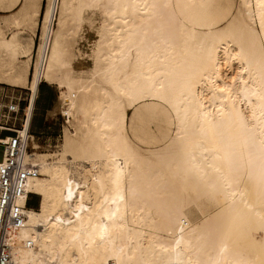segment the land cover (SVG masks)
I'll list each match as a JSON object with an SVG mask.
<instances>
[{
    "label": "bare ground",
    "instance_id": "1",
    "mask_svg": "<svg viewBox=\"0 0 264 264\" xmlns=\"http://www.w3.org/2000/svg\"><path fill=\"white\" fill-rule=\"evenodd\" d=\"M82 2L88 9L103 5L47 6L23 133L43 81L66 88L52 114L69 120L78 119V109L92 114L85 126L68 129L56 157L26 155L39 172L28 178L27 191L40 200L26 206L11 264H264V0H240L235 16L229 9L210 18L175 0H109L102 7L115 14V43L103 46L105 20L90 26L98 36L87 77L74 66L85 52L67 54V24L87 23ZM234 61L239 66L229 75L225 65ZM15 68L0 66V76L15 82L9 78L13 72L19 78ZM87 79L96 83L101 106L84 102L94 94ZM156 103L173 128L152 127L146 140L145 122L136 124V117ZM113 122L128 130L136 124L138 132L124 141L109 131ZM174 172L180 183L173 184ZM184 186L193 193L179 191ZM189 205L200 211L197 221Z\"/></svg>",
    "mask_w": 264,
    "mask_h": 264
},
{
    "label": "rangeland",
    "instance_id": "2",
    "mask_svg": "<svg viewBox=\"0 0 264 264\" xmlns=\"http://www.w3.org/2000/svg\"><path fill=\"white\" fill-rule=\"evenodd\" d=\"M196 1H198L199 6L197 5ZM49 2L50 0H0V66L4 68H9L12 65H16V74H19V78L17 76H14V72L13 74H11L12 76H9V78L13 79L15 82H11L5 77L0 76V94L3 91V93L8 94V99L12 95L17 98H20L21 108H24L28 104L30 97L32 96L30 83L32 80L33 71L35 72L34 65L37 57V50L39 51L40 47L39 42L41 43L43 37H41L40 41L41 32L43 35L44 31L45 11ZM239 2L240 0H175V3L179 5V7L185 6L187 10H191V12H193L194 16L202 15L205 18L219 16L223 13H226L229 9L233 10V12H231L232 10H230L231 15H236V7L238 6ZM82 3V7L84 9L82 10L84 13V17L86 16L85 18L87 19V23L84 26L85 29L83 27L77 28L76 23L74 22H69L67 24V54H79V49L81 50V52H85V54L80 55L81 61L74 63V66L77 70L81 69L80 71H78L79 75L83 76L84 74H86L84 76L87 77L88 69L93 64V58L90 55V52L92 46L95 45L94 42H96L95 40L98 36L96 35L97 32L95 33V31H93L90 26L93 25L94 27L96 26V28H99L105 20L109 29L105 30L108 35V39L103 43V46L104 48L106 47V49H110L115 43L113 30L115 29V14H105L103 10L102 6L108 5L109 0H102L103 5L99 3L97 4V7L95 5V8L92 6L90 9H88L84 5V2ZM57 9H59L58 5ZM122 12L126 14L129 12V10L127 8H123ZM57 19L58 11L56 15L55 24H53V33L58 28ZM230 64L225 65V69L228 70L227 73H229V75L233 73L234 70L236 71L239 66L236 61ZM156 65H158V62L154 64V66ZM146 68L147 67H145L144 64L140 65V69L144 71H149L153 69L152 66L147 69ZM87 83L88 87L90 88V91L94 92V94H91V97L87 95L84 96V102L88 103L93 108L101 106L103 99L97 91L98 87L96 86V83L91 82L89 79H87ZM63 90L65 91L66 88H59L57 84H50L44 81L39 84V90L34 104L33 116L31 120L30 134L33 135L34 138L32 139V142H30L31 153L29 154H32L33 152L44 153L47 154V156H50L51 158L56 157L58 153L64 150V143L66 135L69 133V130L75 131L76 128H81L85 126V118H89V114H92L89 110V113H87L85 109H78L76 110V115H78V119L69 120L60 112L52 114L51 111L49 112L43 109H52L54 105L59 100H61V98L65 97L64 94L61 93ZM72 91L73 93H76V98H78L79 93L77 92V88L74 87ZM113 112L114 111H112V109L108 110V114L110 116L114 115ZM132 113L133 111L130 110L129 118L132 116ZM79 116H82V120H80ZM23 117L24 114L21 110L17 115V121L15 123V126H12L11 123L9 124V126H12L14 129L20 128L21 119ZM141 117L143 119L142 121L145 122V127L142 129V131H140V136L146 140H149L151 138L149 135H147V133L148 130L152 127L159 128V130H163L166 133H170L172 131L173 119L165 110V108L159 105L158 103H156L155 106H149L147 108L142 109L141 116L136 117V124L140 123ZM66 121H68L69 124H67ZM96 121L97 122L95 123H91L92 130L88 141L90 143L97 139L95 138L94 133L95 130L100 126L98 124V119H96ZM136 124L132 125L131 128L129 125L128 130L126 127L119 126L116 122H113L112 125L109 127V131L112 134L118 135L119 138H121L122 140L130 142L128 136L133 139L134 137L132 134H136L138 132ZM1 132L5 135L11 134V132L8 131ZM138 141L140 142L141 140L138 139ZM33 143L37 146L36 149L33 148ZM1 152L2 146H0V160ZM83 159L84 158H80L79 161ZM184 165L185 167H187L188 164L184 163ZM173 170H176L175 167L173 168ZM78 172H76V174L80 177V173ZM173 176L175 177V179H172L176 181L175 182L172 180L173 184H177L180 183V180L178 179L181 176H185V172L183 171L181 176L178 175L177 172H174ZM183 188L184 189L180 188L179 191H184L185 195L188 193H190L191 195L194 191L192 187L184 186ZM30 200L34 202V204H39L40 196L37 194H31ZM186 210L188 216L190 215L189 217L193 221H197L198 219H200L201 213L197 210L194 205H189Z\"/></svg>",
    "mask_w": 264,
    "mask_h": 264
},
{
    "label": "built area",
    "instance_id": "3",
    "mask_svg": "<svg viewBox=\"0 0 264 264\" xmlns=\"http://www.w3.org/2000/svg\"><path fill=\"white\" fill-rule=\"evenodd\" d=\"M20 100L12 95L9 101L0 102V130L11 132L5 139H0V264H11V244L15 233L26 223V206L32 194L27 191V180L39 173L38 167L26 159V155L31 153V122L23 133L31 97L24 108L20 107ZM21 110L24 117L21 119L20 128L14 129L12 126H15ZM10 123L12 126H9ZM24 199L25 203H22Z\"/></svg>",
    "mask_w": 264,
    "mask_h": 264
},
{
    "label": "crops",
    "instance_id": "4",
    "mask_svg": "<svg viewBox=\"0 0 264 264\" xmlns=\"http://www.w3.org/2000/svg\"><path fill=\"white\" fill-rule=\"evenodd\" d=\"M7 97H8V94L3 93V91H2V93L0 94V102H7V101H9V99ZM43 109H45L46 111H49L50 112L53 108L52 109L43 108ZM5 136H7V134L6 135L5 134H2V132L0 131V139H4ZM36 205H38V204L36 203Z\"/></svg>",
    "mask_w": 264,
    "mask_h": 264
},
{
    "label": "trees",
    "instance_id": "5",
    "mask_svg": "<svg viewBox=\"0 0 264 264\" xmlns=\"http://www.w3.org/2000/svg\"><path fill=\"white\" fill-rule=\"evenodd\" d=\"M28 206H33V207H36L37 205H36V204H34V202H32L31 200H29V202H28Z\"/></svg>",
    "mask_w": 264,
    "mask_h": 264
}]
</instances>
